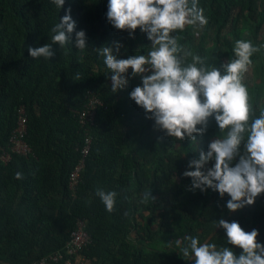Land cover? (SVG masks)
<instances>
[{"label":"trees","instance_id":"trees-1","mask_svg":"<svg viewBox=\"0 0 264 264\" xmlns=\"http://www.w3.org/2000/svg\"><path fill=\"white\" fill-rule=\"evenodd\" d=\"M199 5L208 22L177 30L183 51L218 65L231 57L236 39L264 45V0H199ZM69 7L76 29L85 30L87 47L53 42L52 57H31L27 46L51 43L50 29ZM106 10L107 0H66L61 9L51 0H0V148L12 150L23 105L29 115L25 139L33 148L29 156L15 152L8 164L0 159V264H33L65 249L79 219L87 220L93 238L74 256L84 264H192L174 240L190 234L225 243L224 229L214 227L220 217L245 230L259 229L264 242V192L252 204L229 210L227 193L193 189L191 178L182 175L188 160L220 134L213 119L193 148V141L154 127L129 97L141 83L139 75L111 91L110 70L95 49L119 41V54L126 57L151 41L139 26L132 36L115 28ZM251 59V77L248 69L244 77L258 115L264 107V47ZM90 91L103 104L95 123L84 126L80 116ZM89 133L93 147L75 194L71 174L84 157ZM97 187L120 193L112 212L95 195Z\"/></svg>","mask_w":264,"mask_h":264},{"label":"clouds","instance_id":"clouds-1","mask_svg":"<svg viewBox=\"0 0 264 264\" xmlns=\"http://www.w3.org/2000/svg\"><path fill=\"white\" fill-rule=\"evenodd\" d=\"M65 2L51 0L57 9ZM204 11L199 0H107L105 15L111 25L126 29L130 36L139 26L151 43L126 57L119 54V41L106 43L95 51L110 70L112 92L126 87L130 77L140 76L141 83L128 95L153 119L154 127L166 135L179 140L187 138L195 148L207 131L209 120L216 122L220 134L208 142L206 150L199 151L198 158L188 160L182 175L191 178L193 189L211 188L221 197L227 193L226 207L236 210L252 204L264 192V107L257 115L244 77L253 54L264 45L236 39L231 57L218 65L206 63L197 53L183 51L177 30H184L186 25H205L208 21ZM50 32L51 43L27 46L31 57H52L53 42L61 47L74 43L80 50L87 47L85 30L76 29L70 7ZM90 93L89 98L96 96L101 101L98 106L103 104L97 94ZM16 176L21 178L22 173L17 172ZM95 195L105 210L112 212L120 193L115 188L97 187ZM148 196L145 192L144 197ZM214 227L224 229L225 243L186 234L174 240L176 249L192 264H264V242L258 240L259 229L245 230L238 221L223 217L214 220ZM233 246H239L240 251Z\"/></svg>","mask_w":264,"mask_h":264},{"label":"built area","instance_id":"built-area-1","mask_svg":"<svg viewBox=\"0 0 264 264\" xmlns=\"http://www.w3.org/2000/svg\"><path fill=\"white\" fill-rule=\"evenodd\" d=\"M101 101L94 96L91 98L89 105L82 111L80 121L82 125L94 124L97 118V108ZM29 115L26 106H21L19 110V125L12 136V150L0 148V158L5 163H10L13 159V154L17 152L20 155L29 156L33 154L32 146L26 141L25 137L28 133ZM94 137L91 133L88 134L86 144L83 149L84 157L77 164L71 174V189L76 194L78 187L82 182V174L86 170L88 157L91 154ZM88 222L86 219H79L76 229L73 231L67 247L63 250L54 252L47 257H44L33 264H84V261H76L74 256L78 255L85 247L93 240L90 231L88 230Z\"/></svg>","mask_w":264,"mask_h":264},{"label":"rangeland","instance_id":"rangeland-1","mask_svg":"<svg viewBox=\"0 0 264 264\" xmlns=\"http://www.w3.org/2000/svg\"><path fill=\"white\" fill-rule=\"evenodd\" d=\"M253 71V67H250L249 69H248V72H247V78H249V77H251V72ZM0 151H1V149H0ZM1 159V158H0ZM2 160V159H1ZM3 162H4V160H3ZM5 163V162H4ZM5 164H8V163H5Z\"/></svg>","mask_w":264,"mask_h":264}]
</instances>
